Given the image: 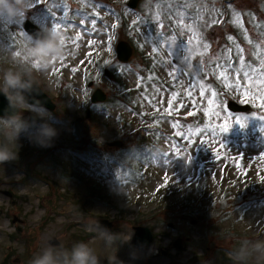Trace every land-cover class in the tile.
I'll use <instances>...</instances> for the list:
<instances>
[{"label": "rangeland", "instance_id": "1", "mask_svg": "<svg viewBox=\"0 0 264 264\" xmlns=\"http://www.w3.org/2000/svg\"><path fill=\"white\" fill-rule=\"evenodd\" d=\"M129 2L0 3V85L11 71L34 80L56 104L49 110L26 102L18 105L17 97H10L19 114L0 116L3 143L9 142L19 117L28 125L10 145L16 158L0 165V264L3 257L6 264L17 259L19 264H30L44 249H51L61 264H69L70 245L74 239L86 240L88 234L92 236L88 246L99 264H264V235L258 234L264 227V120L259 118L264 108L261 96L255 95L260 89L241 73L240 83L251 89L245 102L239 91L225 87L218 78L223 68H216L217 63L229 64V45L235 46L238 57L232 67L239 68L242 58L250 71L247 66L257 53L260 61L252 68H261L264 0H237L226 13L220 0H140L134 10ZM122 11L127 16L123 26L117 16ZM178 13L192 32L180 26ZM237 15L239 24L234 23ZM27 21L41 29L42 38L27 33ZM55 23L61 25L63 55L42 66L28 50L34 42L47 39ZM131 25L150 62L148 66L143 56H133L120 68L123 86H116L104 69L117 62L116 45L123 36L137 38ZM93 40L95 45L90 44ZM226 75L229 83H235L237 73L229 69ZM96 89H102L109 100L96 106L87 120V104ZM208 89L217 95L211 96ZM189 90L192 97L186 95ZM173 92L177 100L169 105ZM230 102L239 107L252 104V111L232 112ZM169 107L171 114L165 111ZM228 114L246 117V127L228 120L234 125L222 134L218 126ZM44 123L57 131L47 147L28 138ZM148 123L163 127L159 150L145 164L142 178L131 182L126 180L128 164L134 162L131 146ZM204 140L212 143H201ZM220 141L224 147L217 159L212 149ZM177 148L184 158L173 154ZM98 195L91 204V197ZM141 227L151 229L153 236L149 244L136 247L133 241ZM179 241L182 249L175 247Z\"/></svg>", "mask_w": 264, "mask_h": 264}, {"label": "clouds", "instance_id": "2", "mask_svg": "<svg viewBox=\"0 0 264 264\" xmlns=\"http://www.w3.org/2000/svg\"><path fill=\"white\" fill-rule=\"evenodd\" d=\"M0 3H3V0H0ZM12 11L14 12V10ZM28 51L31 56L41 61L42 66H49L53 61L58 60L63 55L59 33L54 28L50 29L47 39L34 42V45ZM29 87L30 84L27 81L23 80L18 74L9 71L5 73L3 84L0 85V91L11 94L13 91L23 90ZM23 101L24 97L18 94V105L23 103ZM22 129L27 130L28 125L22 117H19L8 136L9 142H0V165L16 158L17 151H13L10 145L15 143ZM56 135L57 131L52 124L44 123L40 124L35 131H31L28 138L37 146L47 147L50 146ZM101 236L106 238L108 242L111 241V237L107 236L103 231L101 232ZM70 255L71 259L69 264H99V258L94 251L83 242L76 244L72 248ZM30 264H61V262L58 261L56 254L51 249H44L38 258H34Z\"/></svg>", "mask_w": 264, "mask_h": 264}, {"label": "snow or ice", "instance_id": "3", "mask_svg": "<svg viewBox=\"0 0 264 264\" xmlns=\"http://www.w3.org/2000/svg\"><path fill=\"white\" fill-rule=\"evenodd\" d=\"M178 16H180V20H181V27L183 28H186L189 32H192L193 29L191 28L190 25H186V24H183L182 21H183V16L181 14H177ZM157 19H159V15H157ZM234 23H237L239 24L240 23V19H239V15H237V18L234 20ZM0 27H2V25H0ZM161 27H163V25H161ZM53 28L54 30L58 33L60 28H61V25L60 23H55L53 24ZM23 34V33H22ZM26 39H28V36L26 35ZM74 40L76 39H79V37H75L73 38ZM229 40H232L233 38L230 36L228 37ZM61 44H64V40L61 39ZM109 45L111 43V38H109V41H108ZM172 43H175V38L172 39ZM189 43H191V41H189ZM90 44L91 45H95L96 44V41L93 40V41H90ZM203 47L205 49H207L209 46L207 44H204ZM109 51H111V48L109 47ZM186 51H188L189 53L192 52V49L191 48H188L186 49ZM239 52L242 53V49H239L238 50ZM229 52H231V49H229ZM19 55V52L17 53ZM201 55H203V53H201ZM185 61L186 62H190V56H186L184 57ZM105 63H110V62H105ZM239 64H240V67L239 68H234L232 67V64L231 62H229V64L227 66H221L217 63L216 65V68L217 69H221L223 68L222 71H219L218 72V78L221 79L224 84H225V87L227 88H230L232 91H239L241 93V95H243L246 99H245V102H247V98H248V95H249V92L251 91L250 88L246 89L245 85H242L240 83V79H239V76L240 74L242 73V76L244 78V80L246 82H249L252 84L253 87H256V88H259L260 91L255 93V95H260L261 96V99H262V102L260 104V107L264 108V59L261 60V68L260 69H255V68H252L251 65H248L247 67L249 69H251L250 71L249 70H245V61L241 58L239 60ZM36 67H40V65L37 63L36 64ZM229 69H231L232 71H234L235 73H237V77L234 78L235 79V83H229L228 81V76L226 75V73L229 71ZM202 70V69H201ZM192 87H196V85H193ZM200 87V91H201V94H203L205 92V88L202 84L199 85ZM211 96H216L217 93L215 91H212L210 89L207 90ZM177 93L173 92L172 93V97H171V100L168 102L169 105H172L174 101L177 100ZM186 95H188L189 97H192V92L191 90H189ZM193 103H196L195 100L193 99L192 100ZM213 101L212 100H209L208 103L211 104ZM177 107H184V105H178ZM166 113L167 114H171L173 109L171 107L165 109ZM217 116H219V112L216 113ZM260 119L264 120V116H259ZM234 119V123H239L241 127H246V120L247 118L246 117H235L233 118L231 116V114H228V117L226 118V122L222 125H219V130L220 132L223 134V133H226L228 132L234 124H229L227 121L228 120H232ZM172 127L175 129L176 127H178V125L176 124H173ZM262 131H264V129H262ZM193 135H195L196 133L193 132L192 133ZM200 134L202 135L203 132L200 131ZM177 135H181L179 132L177 133ZM189 143H195L194 141H192L191 139H189ZM201 143H204V144H207L209 145L210 141L208 140H204V141H201ZM224 147V144L222 141H220L219 143V147L215 148V149H212V151H215V154H216V157L217 159L220 158V149ZM180 149L177 148L175 153H173L175 156H179V157H183V156H180ZM184 158V157H183ZM187 161H191V157L188 158ZM168 161H166L167 163ZM237 167H240V165H236ZM165 179H167V177H165ZM261 181L264 182V176H261Z\"/></svg>", "mask_w": 264, "mask_h": 264}, {"label": "water", "instance_id": "4", "mask_svg": "<svg viewBox=\"0 0 264 264\" xmlns=\"http://www.w3.org/2000/svg\"><path fill=\"white\" fill-rule=\"evenodd\" d=\"M138 1L139 0H131L129 5L134 6L135 3H137ZM24 28L27 31V33L31 35L34 39L42 38L41 30L35 25H33L30 21H27L25 23ZM118 52L120 59H125L127 57L124 55L127 53V51L123 44L119 45ZM22 79L30 84L29 88L23 90H16L13 91L11 94H6L4 91H0V116L14 118L18 115L19 109L10 98V97H17L18 94L24 97L23 102L35 106L45 107L49 110L55 109V104L52 102L51 98L38 85L34 84L32 81H30L27 78H22ZM93 100L103 101L105 100V96L102 94L100 90H97L93 96ZM229 109L233 112H236L239 110L243 111L244 107H239L234 103L230 102ZM142 239L149 240V238L143 233V230L139 228L137 229L136 239L134 240V242H138V241L142 242Z\"/></svg>", "mask_w": 264, "mask_h": 264}, {"label": "flooded vegetation", "instance_id": "5", "mask_svg": "<svg viewBox=\"0 0 264 264\" xmlns=\"http://www.w3.org/2000/svg\"><path fill=\"white\" fill-rule=\"evenodd\" d=\"M19 263H20V262H19ZM19 263H18V264H19Z\"/></svg>", "mask_w": 264, "mask_h": 264}]
</instances>
